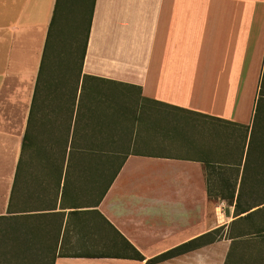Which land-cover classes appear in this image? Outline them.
<instances>
[{
    "label": "crops",
    "instance_id": "0c3cea01",
    "mask_svg": "<svg viewBox=\"0 0 264 264\" xmlns=\"http://www.w3.org/2000/svg\"><path fill=\"white\" fill-rule=\"evenodd\" d=\"M55 4L0 0V170H9L0 218L42 234L54 215H9L8 203ZM84 80V148L99 138L121 170L96 208L90 173L72 172L64 199L63 178L62 228L42 263L264 264V237L245 231L248 213L236 215L239 199L264 218V0H96ZM105 105L114 116L100 117Z\"/></svg>",
    "mask_w": 264,
    "mask_h": 264
},
{
    "label": "trees",
    "instance_id": "16d2710c",
    "mask_svg": "<svg viewBox=\"0 0 264 264\" xmlns=\"http://www.w3.org/2000/svg\"><path fill=\"white\" fill-rule=\"evenodd\" d=\"M96 0H56L53 17L49 26L45 42L43 57L37 77L33 100L29 112L27 130L23 138L21 154L16 168L14 182L8 203L9 215L24 212L42 211L45 216L55 217L45 221L44 226L52 225L48 233H36L30 228L21 227L19 216L0 218V243H10L11 247L0 249V255L9 257L11 263L0 264H43L47 259V251L56 244L62 228V213H55L59 200L61 185L63 184V199L67 189V178L72 172L90 173L91 177V203L96 208L106 195L113 181L121 170L122 158L116 152L100 151L99 138L88 143L91 148L85 147L83 130L85 80L81 85V69L85 58L87 44L90 37L91 24ZM76 2V3H75ZM78 4V17L70 20L68 17L70 7ZM68 12V13H67ZM59 18V19H58ZM58 22V23H57ZM70 39L80 48L79 71L74 78L69 77L61 68L57 59V43L66 32ZM80 91V94H79ZM92 112L97 114L100 105V92L93 91ZM84 110V109H83ZM264 112V86L260 92V98L256 108V118ZM99 134L98 130L92 132ZM79 139H78V138ZM76 138L82 142V148L76 147ZM66 173V175H65ZM38 188V194H37ZM24 189V200L21 206V192ZM63 201L61 207L63 206ZM229 203H233L231 200ZM264 205V202L259 206ZM39 209V210H36ZM64 209V208H62ZM255 207L245 208L236 202V215L248 213L241 221L246 223L248 234L264 237V228H255L261 225L258 220L262 218L259 209ZM264 213V206L260 208ZM252 211V212H251ZM49 213V214H48ZM260 215V216H259ZM58 216H62L61 221ZM264 218H262L263 220ZM59 229V233L55 230ZM222 229L214 232L219 234ZM206 238V237H205ZM204 239V237L202 238ZM49 243L41 248L36 246L39 241ZM216 240V237H214ZM46 242V243H47ZM198 243H188L175 250L159 256L151 262H160L176 256L199 249ZM197 244V245H196ZM42 245V244H40ZM132 259L144 258L135 250Z\"/></svg>",
    "mask_w": 264,
    "mask_h": 264
},
{
    "label": "rangeland",
    "instance_id": "374dc122",
    "mask_svg": "<svg viewBox=\"0 0 264 264\" xmlns=\"http://www.w3.org/2000/svg\"><path fill=\"white\" fill-rule=\"evenodd\" d=\"M76 3V2H75ZM72 10L70 11L68 17L70 18V20H75L78 17V13H79V6L78 4L73 5L70 7ZM68 13V12H67ZM59 19V18H58ZM58 23V22H57ZM69 31V29H68ZM69 32H66L65 35L63 36V39L59 41V43H57L56 47H57V59L56 62L59 64V66H56L58 71L61 70V68L64 70L66 74H69V77L74 78V76L77 74V72L79 71V53H80V48L78 46L77 43H73L70 39V35ZM109 102L106 103V105ZM100 106L99 110H100V117L102 115H104L105 118L110 117V113H113L114 116V109L113 111H109V106ZM81 111V117L83 115V106L80 109ZM106 113H108L106 115ZM106 121V120H105ZM109 121H107L108 123ZM106 123V122H104ZM83 128H80L78 130L82 131ZM78 138V137H77ZM76 138V147H81L82 148V142L78 141ZM79 139V138H78ZM8 169H2L0 170V174L7 176L8 174ZM66 175V173H65ZM70 179L71 176L70 174L68 175L67 178V188L70 187ZM8 191V185L6 184V182L0 183V208L3 206L6 194ZM87 203V202H86Z\"/></svg>",
    "mask_w": 264,
    "mask_h": 264
}]
</instances>
